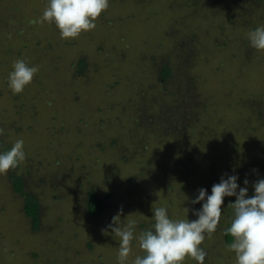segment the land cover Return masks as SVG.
<instances>
[{
    "label": "rangeland",
    "instance_id": "obj_1",
    "mask_svg": "<svg viewBox=\"0 0 264 264\" xmlns=\"http://www.w3.org/2000/svg\"><path fill=\"white\" fill-rule=\"evenodd\" d=\"M47 2L48 0H0L1 27L10 32H4L1 40L8 41L6 36L13 34L14 43H9V47L14 45L16 54L12 55L13 62L34 56L36 61L33 62L40 61L43 67L49 69L37 73L41 75L38 83L48 78L47 87L51 86L58 92L59 98L65 101L64 105L58 101L53 106H41L37 114L22 122L17 118L15 108H12L14 105L10 98H6L9 112L12 111L13 117L17 118L16 128L20 130L17 132L13 129L10 136L14 142L23 139L26 153V159L14 169V173L29 168L30 180L25 184L38 199L41 213L38 229H34L31 219L24 212V197L12 187L10 171L0 174V264H97L95 260L101 261V264H118L119 244L118 247L109 246L113 238L108 227L112 223L108 215L110 213L113 219L119 214L123 223L127 222V216L130 218V215L123 214V207L126 205V202L122 205L123 195L126 191L135 189L136 184L127 182V178L133 177V174L138 175L143 164L138 162L136 165L134 155L131 156L132 151L124 159L120 158L122 153L116 154L114 158L111 154V142L118 135L129 138L131 124L135 128L134 118H138L136 114L140 111V108L134 107L137 91L143 101L151 98V101L148 100L149 104L142 107L143 116L158 112L170 113L173 98L164 88L158 89L160 79L154 72L168 62L174 69V80L179 81V63L183 62L178 56L164 53L170 51L169 37L164 34L169 35L173 19H176L181 31L190 20L185 15L186 12H176L174 16L177 18H173L172 11H169L173 8L171 5L169 9L166 7V0H149L146 5L141 4L132 11L129 10L130 13L125 17L118 14L119 9L114 10L113 3L109 2V8L96 21L101 28L82 33L76 39H61L55 24L32 23L42 15ZM245 7L247 8H242V14L234 19V24L222 34L216 32V25L209 27L205 23L204 27L201 26L203 28L199 34L204 42H201V51L194 60L195 64L188 62L186 66L180 65L190 77L196 74L198 90L187 83L189 91L193 89L194 93L188 101L190 107H197L203 101L208 103V110L200 115L206 124L203 129H206V135L211 136L213 141L223 140L224 134L232 133L229 127L240 123L241 118H250V109L255 106L256 110L262 109L261 94L255 98L254 95L261 92L255 85L259 88L264 85V51L252 48L248 37L238 36L240 33L246 34V30L236 28H239L238 24L242 20H254L253 24L258 22V25L248 23L250 29L264 25V17H258L257 6L254 8L247 4ZM216 18L218 20L213 22L218 24L221 17ZM205 19L207 17L203 14L195 21L202 25L201 22L206 21ZM209 19L213 20V17ZM174 39L177 40L178 37ZM237 48L240 49L237 60L227 65L225 57H229V53L238 50ZM78 61H84L85 65L81 67ZM35 80H38L36 76ZM181 81H185L183 76ZM168 90L170 92L173 89L171 87ZM3 99L4 96L1 100ZM157 104L160 108L156 107ZM55 110L59 112L57 118L48 123L53 122L50 124L53 125L63 120L66 125L62 128L61 135L57 130L54 136L51 130L46 129L48 126L45 128L43 124L45 114L50 115ZM5 114L0 113V117L3 119ZM201 116L198 118L199 122ZM254 123L255 119L250 118L245 119V127L241 124L238 126H241V130L247 127L252 131L254 129L260 135L264 128L260 125L259 128L252 126ZM237 127L234 131L239 134L241 130L238 131ZM184 131L183 128H175L172 132L163 134L162 140L154 142H150L148 138L143 139L144 144L149 147L146 151H151V155H148L152 156L153 163L158 156L169 155L173 159L174 153L176 154L175 150L174 153L171 152L175 145L173 137ZM101 141L105 144L98 152L96 146L101 145ZM258 141V137H255L251 150L259 154L251 157L249 167H255L260 162L257 169H262L264 154L259 143L262 146L264 144ZM156 153H161V156ZM254 157L256 160H253ZM126 159L131 162H125ZM171 159L166 162H176ZM115 160L118 165L116 174L106 178L105 173L115 171H112ZM155 168L158 169L157 166ZM144 169H147L146 162L142 172ZM153 172L158 174L159 171ZM102 175L103 180L97 179L98 188L108 192L116 190L117 195L113 198L119 207L93 220L86 210L84 185L90 184L86 177L95 180L96 176ZM137 182L139 186L138 179ZM175 198L173 201H176ZM181 204L184 203L171 202L168 205L162 195H159L157 202L143 201L144 213H138L140 220L137 223L152 226L154 221L151 209L160 206L167 207L171 218L185 219L178 210ZM184 207L187 208L186 204ZM222 236L221 230L211 236L206 235L201 245L207 252L205 264H236L235 253L224 244ZM137 242H133V245H137L133 246L130 259H134L136 255L142 256ZM33 250L43 256L45 262H34L31 254ZM185 264L197 262L186 258Z\"/></svg>",
    "mask_w": 264,
    "mask_h": 264
},
{
    "label": "trees",
    "instance_id": "obj_2",
    "mask_svg": "<svg viewBox=\"0 0 264 264\" xmlns=\"http://www.w3.org/2000/svg\"><path fill=\"white\" fill-rule=\"evenodd\" d=\"M110 2H112L114 5L113 9H119L118 14H120L122 17H125L127 13H130L129 10L132 11L134 7L139 6L141 4L146 5L147 3H149V0H110ZM166 3V7L168 9L169 5H171L173 8V10L169 9V11H172V17L176 12H186L185 15L188 17V20H190V23L188 25H184L181 31L179 25L176 23V19H173L174 22H172L171 17L172 27L170 29L169 35L168 33L164 34L165 37H169L168 39L170 41V51H168L169 53H164L169 56L170 54L178 56V58L182 59L183 62L179 63V81L176 82L174 80V69L167 64L168 62L165 64L162 63V67L154 72V75L156 77L158 75L160 79L158 83L160 86L158 87V89H160V87H162V89L164 88L168 91L169 94H171L173 98L170 113L168 114L158 112L148 116L144 115V117L141 111L142 107L144 105L149 104L148 100L151 101V98H148L147 101H143L140 95H138L139 91H137L138 94L136 93L135 95L136 105H134V107L135 109L140 108V111H138L136 114L139 119L134 118L135 128L131 124L132 132L130 131L131 135H129V138L124 137V135H118L115 137V139L113 138L111 142V154H113V157L116 154L122 153V156L120 158H123L125 157V155L128 156V152L132 151L131 156L133 157L134 155V162H136V165L138 164V162H140L141 165L142 162L144 168V163L146 162L147 166V169H144V172H142L143 168H140L141 170L138 173V175L140 176L133 174V177L128 176L127 178V182L131 184H136V188L130 191H126L123 195L122 205H124V203L126 202V205L123 207V211H125L126 213L123 212V214L124 216L130 215V218H128V216L126 217V221L140 220L138 219V217H140L138 213H144L142 207L143 201L146 203H152L154 201L157 202L159 199V195L163 196L165 202L168 203V205L171 202H176L177 204H186L187 208L189 209L188 217L184 204L179 205L178 210L181 212V216L189 219L192 218V220H194L197 217L193 215L192 210L200 209L201 204L193 205L191 203V200L195 198L200 188L207 189L210 194L212 186L216 183H219L220 178L222 176L226 177L227 175H238V183L241 187L245 186V179L249 181L247 185L249 190L248 195L252 196L254 194V183L258 181V179H264V168L257 169L258 164H260V162H258L255 167H249L251 165V157L259 154V152L257 153L255 150H251L253 141H255V137H258V139L260 140L258 142H263L264 144V130L260 135H257L258 131L254 129L252 131L251 128L247 127L241 130V126H238L240 124L243 125L245 119L250 120L251 118L255 119V123L252 126L255 125L259 128L260 125L264 128V85H262L263 87L259 88L256 84L255 86L257 90L261 92L258 93L256 91L257 93H255L257 95L253 93L255 94L254 98L256 96H259L258 94H261L260 96H262V104L261 106H259L260 108L262 107V109L256 110V106L254 107L255 109H250V118H241L240 123H237V125H234L233 127H229L232 133L228 135L224 134L223 140L220 139L217 141H213V138L211 136L206 135L207 131L206 129H203V127L205 128L206 124L202 116L200 115L208 110V103H205V101H203L202 104L197 107H190L188 101L189 98L191 99L190 96H193L194 93L193 89H190L189 91L187 83H189L191 87L197 89L198 81H196V74L194 75V77H190L185 71V69L180 66L182 64H185L186 66L188 62L189 64H195L194 60L197 54H199V52L201 51V42H204L199 33L200 31H202V28L205 26V23L209 27L216 25V32H220V34H222V32L226 30V28L231 27L232 24H234V19L237 18L239 14H242L243 9L247 8L245 7V5L247 4L250 7L257 6L256 9L259 10L258 17H264V0H176V2L175 0H166ZM227 11H231L232 13L229 14V12L227 13ZM203 14L206 15L207 19H205L206 21L203 20L201 22V25L195 20L196 18L201 17ZM216 16L221 17V21L218 24L213 22L218 20ZM210 17H213V20L209 19ZM173 18L177 17L174 16ZM192 21H194V24H191ZM248 23H251L252 25H258V22L253 24L254 20H242L238 24L239 28L236 29H240L242 27L246 30V34L240 33L238 36L247 38L248 33L256 28H248ZM201 26L203 27L201 28ZM97 27L101 28L100 26ZM28 28L30 29L31 26L29 25ZM4 32L10 33L9 29H3L0 23V113H6L3 119L0 117V127L4 128V124L6 125V133L4 135V138L3 136L0 137V152L9 150L12 147L11 144L15 143L13 141L14 139L10 135L13 134L14 130L17 132L20 131L18 130V128H16L18 123L17 118H19V121L25 122V120L30 119V116H34L35 114H37L39 109L41 110V106H53V104L57 103L58 101L61 103V105H64L63 102H65L59 98L58 92L52 89L50 85L49 88L47 87L49 81L48 78H44L41 83H38L39 77L41 75L37 74L35 76L38 80H35L34 76L33 82L29 86H27L22 93L13 95L12 91L8 87L7 76L9 71L12 70V66L14 63L12 57L16 54L14 52V45L9 47L10 42L14 43V40L12 38L13 34L6 36L8 38V41H6V39L1 40V36H3ZM176 37H178L177 40L174 39ZM6 42L8 43L4 44ZM215 44L218 45L216 42ZM222 51L223 50L221 49V52ZM239 53L240 49L232 50V52L228 55L229 57H225L227 59V65L231 64V62H234V60H237L236 57L239 56ZM245 54H247V52ZM219 55L220 57H222L221 54ZM213 56L218 57L216 54H213ZM26 59L27 60H25V62L28 63L30 66L35 65L39 67L38 73L49 71L48 68L43 67L40 64V61L33 62L36 61L34 59V56L31 59ZM78 63L81 67L85 65L84 61H78ZM81 71H83V69ZM182 76L184 77L185 81H181ZM171 87L173 90L169 92L168 89ZM248 92L250 93L249 90ZM3 96L5 99L1 100ZM6 98H10V101L14 105L12 108H15L14 112L15 114H18L16 119L12 115L13 112H9L10 110L7 106L8 103H6L8 99ZM156 107L160 108L158 104ZM58 114L59 112L56 110L54 111V113L51 112L50 115L46 113V118L44 119L43 124L45 128L48 126L46 129L51 130V134H54V136L55 133H57V130H59L58 133L61 135L62 128H64V126L66 125L65 121L63 120L60 123L58 122L57 124L53 125H50L53 122L48 123L49 120L54 121L57 118ZM200 116L202 118L201 122L198 121V118H200ZM196 121H198L199 124H197ZM220 122L222 123V120ZM19 126L20 128H22L20 123ZM236 127L238 131L241 130V133L237 134V132L234 131ZM175 128H183L185 131L179 135L177 133L176 136L173 137L175 145L172 147L171 152H173V150H175L176 152V154L173 152V159H171L169 155H167V157L169 158H167L166 156H158V158L155 157V162L153 163V158L152 156H150L151 151H146V149L149 150V147L147 144H144L143 139L148 138L149 140H151L150 142H152V140L153 142L156 140H162L163 134L170 133ZM197 131L199 134L197 133ZM254 133L257 136H254ZM251 136L252 138H250ZM120 137L124 139L120 140ZM132 137L134 138L132 139ZM138 138H140V140H138ZM100 143L102 144H98L96 146L98 152L101 151V148H103L102 146H104L105 144L104 141H101ZM259 146H261L262 154H264V146L260 145V143ZM111 154L109 153V155ZM141 154L145 155L142 156ZM156 154H159L161 156V153ZM128 159L130 160V158ZM169 159L176 162H166ZM253 160H256V158L254 157ZM115 162L116 163L112 169V171H115L109 174L105 173L104 176L106 178H109V176H114L116 174L115 172L118 167L117 160H115ZM125 162L131 161H128L126 159ZM152 163L153 165L151 166ZM155 165L158 169L155 168ZM28 169L16 174L14 173V169L10 170L9 178L11 180L14 191L24 197V212L26 216L31 219L33 228L38 229L40 223L41 205L36 196L28 190L25 184L27 181L30 180V174L28 172ZM153 171L159 172L158 174H156L157 172L154 173ZM102 177L103 175L101 177L96 176L95 180L91 179L90 177H86V179L90 181V184L88 186L84 185L85 188L83 187L85 194L84 196L86 210L89 218L93 220L96 219L97 216L102 215L103 213L111 212L117 207H119L118 204L115 203L116 201L113 198V196L117 195L116 190H114L113 192H108L98 188L97 179L103 180ZM137 179L140 182L139 186H137ZM137 187L139 188L137 189ZM174 198L176 201H173ZM234 201L235 197L224 198V204L222 205V216L216 230L222 231L224 244L227 246L233 242L232 236L230 234H227L226 230L230 227L231 220L233 217V209L229 205V203ZM137 206L139 207V209H137ZM129 210L131 212L128 213ZM180 212L178 213V215H180ZM151 214H153V212H151ZM108 216L109 220H111L112 222V215L109 213ZM178 219L181 218L178 217ZM149 228H151V226L146 225L142 222L137 223L136 235L138 236L141 231L147 230ZM110 235L113 239L110 242L109 246L118 247L117 244H119V238L115 237L112 232L110 233ZM135 242L136 241H134V243ZM136 245L137 244H134L133 246ZM89 246L91 247L90 244ZM141 253L142 255L144 254L142 250ZM31 254L34 258V262H45L44 257L41 256L37 251L33 250ZM95 261L97 262V264H99V262L101 264V261Z\"/></svg>",
    "mask_w": 264,
    "mask_h": 264
},
{
    "label": "clouds",
    "instance_id": "obj_3",
    "mask_svg": "<svg viewBox=\"0 0 264 264\" xmlns=\"http://www.w3.org/2000/svg\"><path fill=\"white\" fill-rule=\"evenodd\" d=\"M109 2L48 0L42 15L32 23L55 24L61 39H76L97 27L96 21L109 8ZM248 40L252 48L264 51V25L250 31ZM38 71V66H30L24 59H17L7 76L13 95L22 93ZM5 131L0 127V137L5 135ZM25 159L24 141L18 139L9 150L0 152V174L16 169ZM238 180V175L222 176L219 183L212 186L210 194L207 189L200 188L191 200L193 205L201 204L200 209L192 210L197 217L194 220L173 219L166 206L152 208L154 223L137 236L136 220L123 223L119 214L114 216L108 227L119 238L118 264H185L186 258L205 264L207 252L201 245L206 235L216 232L225 197H235V201L229 203L233 217L226 233L233 238L228 248L235 253L236 264H264V179L254 183L252 196L248 195L249 181L245 179V186L241 187ZM185 209L188 217L189 209ZM134 241H138L144 254L130 259Z\"/></svg>",
    "mask_w": 264,
    "mask_h": 264
}]
</instances>
